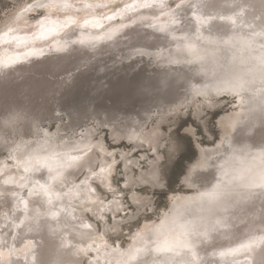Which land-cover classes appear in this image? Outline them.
Returning a JSON list of instances; mask_svg holds the SVG:
<instances>
[{"label": "bare ground", "instance_id": "obj_1", "mask_svg": "<svg viewBox=\"0 0 264 264\" xmlns=\"http://www.w3.org/2000/svg\"><path fill=\"white\" fill-rule=\"evenodd\" d=\"M145 3H25L0 26V62L54 43L57 34L78 23L94 25L92 34L98 36L109 27L108 17L125 16ZM165 5L151 15L161 14ZM40 11L46 21L38 29L30 18ZM64 18L69 20L55 26ZM78 33L70 31L68 37ZM128 34L85 62H80V53L98 48L100 42L96 37L69 41L68 49L82 50L66 54L58 66L52 62L56 68L46 73L34 77L27 70L0 86V264H51L54 259L57 264H76L72 246L62 250L54 233L77 242L79 254L92 251V264H105L115 256L127 258L124 264H195L196 250L202 253L208 246L204 264H241L251 258L250 249L257 251L250 246L260 243L264 233V0H189L156 25L145 24ZM123 58L132 60L117 66ZM224 93L236 94V107L217 117L216 139L202 143L192 126L186 127L197 151L180 176L184 188L171 192L158 220L145 219L129 232L131 243L109 247L103 233L110 226L104 223L98 229L83 217L88 210L95 219L110 212L119 225L116 216L124 202L115 194L106 198L93 180L106 190L114 188L115 165L121 158L125 185L160 184L155 183V159L132 174L138 163L130 151L109 148L96 136L99 128L107 126L116 142L125 138L134 142V149L144 144L158 153L165 134L162 125L171 115L189 106L195 114L213 108ZM56 112L66 117L54 116ZM50 119L59 122L54 130L45 125ZM130 197L140 209L148 202L143 193ZM35 233L44 235L38 251L39 241H32ZM152 239L157 241L154 247H136ZM216 241L223 249L217 253ZM10 251L18 258H7Z\"/></svg>", "mask_w": 264, "mask_h": 264}, {"label": "rangeland", "instance_id": "obj_2", "mask_svg": "<svg viewBox=\"0 0 264 264\" xmlns=\"http://www.w3.org/2000/svg\"><path fill=\"white\" fill-rule=\"evenodd\" d=\"M36 1L37 0H33V1L32 0H0V26L5 24L8 21L7 19H9L13 13H17V10L19 9V7L21 5H23L25 3L26 4H34ZM187 1H189V0H178V1L177 0L176 1L175 0H165V1L163 0L162 3H160L158 0L157 1L147 0V3L137 6V8H134V9L130 8V9L134 10L130 14L126 12L125 16H121L119 14H113L112 16L108 17L106 25H108L109 27H107L98 36L95 35L96 38L92 34V32H93L92 29L95 32L96 28L94 27V25H92L90 23L85 22V23H78L75 26H69V27L65 28V30H63V32L56 35V38L53 40L54 43L47 44L46 46L39 47L38 49H30L26 52L20 53L19 56L16 57V59L14 61L0 62V81H1L0 86L2 84L9 82V81H10L9 84L13 83L14 80L21 77L20 73L25 72L27 70L31 71V75L36 77L37 73L39 76L43 73H46L45 71H48V69H49V71L52 70V68L55 69L56 68L55 65L58 66L59 61L61 62L60 64H62L64 62V61H62V59L63 58L65 59L66 54L74 53L76 51L82 50V49H71L70 50L67 48V46L69 45L67 43H69V41H74V40L77 41L79 38H82V42L87 40V39H91V38H95L97 43L100 42V44L98 45V48L95 47V48L91 49L90 52L86 50V51L80 53L82 55L80 57L81 59H79L80 62L81 61L82 62L88 61V60L96 57L100 52H102L101 54H103L104 53L103 51L105 49L109 50L110 49L109 47H111L113 43L122 41L123 39L126 38L125 36H127L128 33H131L133 31L137 30L138 27L145 25V24L156 25L157 22L160 19H162V17L164 15H168L170 12H172L177 7H179L182 3H185ZM160 4L162 6L166 4L163 7L164 8L163 12L161 13L163 15H161V14H158V15L152 14L151 15V12L154 13V11H157L159 9ZM170 4H172V5H170ZM166 6L168 8H166ZM117 9H118L117 11H120L119 7H117ZM147 11H149L150 14ZM141 12H143V13L146 12V13L143 15V13H141ZM147 13L149 14V16L147 15ZM40 14H41V11L38 14H32L31 15L30 19L34 20L33 21L34 28L39 29L40 26L46 21L45 16H41ZM134 15H135V17H134ZM132 16H133V18H131ZM123 19L126 21H124ZM68 20H69V18L68 19L64 18L61 21H57L55 26H59L60 24H62L63 22H67ZM121 20H122V22H121ZM119 21L121 24L119 23ZM114 23L115 24L117 23V25H115ZM81 27H84V28L82 29ZM151 27H153V26H151ZM86 29H87V31H86ZM89 30L91 31V33L89 32ZM70 31L73 34H77L79 31L80 32L78 33V35H75V36L71 35L72 37H68V35L70 36ZM85 31H86V33H84ZM64 32H65V34H64ZM79 34H81V35H79ZM85 34H87L88 36L87 35H86L87 37L84 36ZM59 35H60V37H63V38H59L58 37ZM57 38H58V40H57ZM112 38H114L113 40H115V41L109 42L110 40H112ZM78 54H79V52H78ZM92 55H95V56H92ZM88 56H89V58H87ZM56 57L59 58L60 60L57 59ZM85 59H87V60H85ZM45 60H46V62H49L50 60L51 61L49 62V64H47L45 62ZM131 60L132 59H127V58L120 59L117 62V66H122V65L130 62ZM52 62L53 63L55 62L54 63L55 65ZM42 64H44V65H42ZM39 65H42V66L39 67ZM49 65H52V66L50 67ZM44 66H47V67H44ZM48 66L51 69L48 68ZM102 70L104 71L105 68L99 69V72H101ZM68 74H70L69 71L66 72V74L64 73L59 78H64V76H67ZM4 75H8V76L11 75L12 77L10 76V78L9 79L6 78L7 79L6 80L4 78ZM60 80L61 79H59V81ZM2 81H5V82H2ZM57 84H59V83H57ZM233 98H235V99H233ZM216 100L218 101V104L215 107L205 108L197 114H195L193 112V106H189V107L184 108L182 111L176 113L175 115H171L169 120L167 122L163 123V125H162V128L165 131V134H164L163 139H162V144H160L156 150L158 153H156L155 150L151 149V147L144 145V144L142 146L134 149V146H135L134 142L129 141L125 138L116 142V141L111 139L107 126H101V128H99V132L96 136L102 137L109 148L123 149V150H126L127 152L130 151L128 153L129 157L134 158L138 163V164H135L133 166L132 174L137 175L141 168L145 169L148 167L149 160L155 159L156 160L154 162L156 165V173L155 174L157 176L155 183L159 181V184H160V185H156L155 183H154L155 185L142 184L141 186L125 185V183H124L125 182V170L122 167L123 161L121 158H119V160L117 161V163L115 165V170H114V175H113V179L115 180L114 188H112L111 190H106L105 188H103V186L99 180H97V179L93 180V183L96 185V187L100 191L104 192L106 198L112 197V195L115 194V195L119 196V198H121L122 201L124 202L123 210L120 211L119 213H117L118 215L116 216L117 220H119L120 226L117 225V223L114 224L113 221H115L114 220L115 218H114L113 214H110V212L104 213V217L106 216V218L95 219L96 217H94L93 214L88 210L85 212L86 216L83 217L85 220H86V217L92 219L96 223V227H98V229L103 228L104 223H105V225L110 226V227L107 226L108 228H110V229H107V233H103L107 239V243H108L109 247H110V245H116V244L120 245L122 247L127 246V244H129L130 241L131 242L133 241L132 236H131L133 233L131 234L129 232H131L133 229L140 226L141 222H143L145 219H148V218L152 219L153 218L155 220H158L160 218L159 213L168 205L169 195L171 194V192H174L175 190H180V188L181 189L184 188L180 183V176L183 174L187 162L192 160L193 157L195 156L194 136L192 133H189L186 131V127L192 126L193 131H194V133H196L197 139H199L200 142L208 143V142L213 141L218 136V129L219 128H218V126H216L217 125V120H216L217 117L221 113H223L224 111L226 112V111H229L231 108L236 107L235 101L237 100V96H236V94L224 93V94L218 96L216 98ZM51 106H52V112H53L54 111L53 105H51ZM56 114H58V113L56 112L54 114V116ZM58 115H61L62 117H66V115H62V114H58ZM53 121H55V122H53ZM58 124H59V122H57L56 120L50 119V121H48V123H46L45 125L49 126L50 128H52L54 130L58 126ZM92 124H93V122H92ZM83 127H81V128H83ZM3 152L4 151L0 152V154ZM118 154H119V151H116L117 156H118ZM82 174H83V172L80 173V175H78L77 178L79 179L82 176ZM150 192H151V194H150ZM133 193H135V194L136 193L137 194L143 193V194L148 196V198H147L148 202L146 203L144 208L140 209L139 207H137V204L134 203V201L130 197L131 194H133ZM132 214L134 215V217L132 219H129ZM155 217H157V218H155ZM112 226L114 229L112 228ZM35 234H37V235H35L37 237L35 239H37V240L34 239V234H32L33 235L32 241L33 242L39 241V242H36L38 247L34 243L33 249L35 250L37 247L36 250L38 251L40 243L43 242V236L44 235H43V233H39V234L35 233ZM54 234L57 235L59 242H61L62 250L67 251L68 250L67 247L72 246V249H73L72 253L74 254V257L77 259L76 264H81V263L82 264H92L89 262V256L92 255V251L83 252V254H85V255L83 257H81V255H83V254H79L77 252V250L75 249L78 246L77 242L72 241V240H71L72 242L70 241L71 244L69 242H66L65 233H54ZM129 235H130V237H129ZM38 237H39V239H38ZM263 237H264V233L261 236L262 240L259 241L260 243H257L255 245L250 246V248H252V249L255 248V250H257V251H251V249H250L248 252H249V255L251 258H249V260H246V258H243L244 260H241V264H264V245H262L264 243ZM252 239L254 240L255 238H252ZM40 240H41V242H40ZM219 242L220 241H216V246H217V243L219 244ZM76 244H77V246H76ZM154 244H157L156 239H152L149 241H143L142 243H140L139 246H136V247L139 250H141L143 248L154 247L153 246ZM252 244H254V243H252ZM106 247L108 248L107 245H106ZM210 247L211 246H208L206 248L202 247V249H201V251H203L202 253L200 251H198V249L196 250L198 253V256L196 257L197 262L195 264H201V263L204 264V256L208 255L207 249ZM217 247L218 248L215 247V253L218 252V249L221 250V248H219V245ZM77 249H78V247H77ZM216 249H217V252H216ZM75 250H76V252H75ZM35 251H34V253H36V256H35V254H33L35 256L34 259H36V257H37V252H35ZM204 251H206V252H204ZM14 252H12V253H11V251L8 252L6 257L13 260L14 256L17 255V254L15 255ZM108 253H111V252H108ZM87 255H88V257H87ZM213 256H214V258H216L218 256H221V253H218V255L216 257H215V255H213ZM17 258H18V256L15 257V259H17ZM200 259L201 260L203 259V262ZM125 261H127V258H125L123 256H120V257L115 256L112 258H107L105 261V264H124ZM54 263L57 264L55 262V259L51 262V264H54ZM218 264H225V263L219 262ZM234 264H239V263H234Z\"/></svg>", "mask_w": 264, "mask_h": 264}, {"label": "water", "instance_id": "obj_3", "mask_svg": "<svg viewBox=\"0 0 264 264\" xmlns=\"http://www.w3.org/2000/svg\"><path fill=\"white\" fill-rule=\"evenodd\" d=\"M112 86H113V85H112ZM194 151H195V153H196V151H197V147H196V146L194 147Z\"/></svg>", "mask_w": 264, "mask_h": 264}]
</instances>
